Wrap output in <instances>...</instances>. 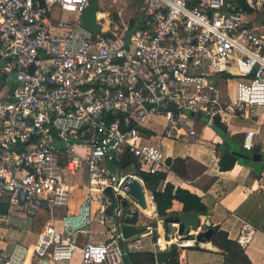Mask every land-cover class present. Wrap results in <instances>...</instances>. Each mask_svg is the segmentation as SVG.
<instances>
[{"label":"built area","instance_id":"1","mask_svg":"<svg viewBox=\"0 0 264 264\" xmlns=\"http://www.w3.org/2000/svg\"><path fill=\"white\" fill-rule=\"evenodd\" d=\"M89 5L0 0V80L13 82L0 95V206L49 214L35 242L0 248V264H123L117 221L136 213L127 206L144 211L124 184L137 179L154 201L140 173L166 162L144 130L163 120L168 138L187 142L197 121L229 125L264 108V0H145L136 29L119 12L107 30L99 20L98 35L82 24ZM233 79L234 98L224 89ZM255 139L247 131L243 148L253 151ZM124 157L135 173L120 170ZM70 185H85L72 212ZM106 219L116 226L94 233ZM10 223L0 213V225ZM203 231L176 243L161 235L156 252L202 245ZM253 233L244 225L238 244Z\"/></svg>","mask_w":264,"mask_h":264},{"label":"crops","instance_id":"2","mask_svg":"<svg viewBox=\"0 0 264 264\" xmlns=\"http://www.w3.org/2000/svg\"><path fill=\"white\" fill-rule=\"evenodd\" d=\"M9 80L11 79L5 80V86L1 91L4 92L7 88L13 87V82ZM238 121L233 120L234 127L227 125L228 132L225 137H220L212 126H206L203 121H197L194 127L198 132V136L191 137L187 142L178 137L168 138L165 125L164 134H159L158 126L161 124L158 123L149 125V128L145 130L149 131V133L147 132L149 136L154 137L152 141L161 145L166 160L161 172L166 175V180L161 184L160 190L163 191L167 184L173 185L175 189L189 190L198 195L208 207V215L200 216L199 223L197 222L196 226L188 227L184 236L206 230L209 227L207 223L210 222L212 228L218 226L221 231L228 234L229 239L237 242L243 226L248 224L254 229L252 240L248 245L240 248L251 264H264V108H256L252 119L249 120L251 123L247 129H243L240 124L234 123ZM247 131L256 132V147H260L259 160L252 158V155L256 152L255 149L247 151L248 153L240 151L241 149L245 150L243 141ZM227 137L231 139L233 147L237 145L240 148H235L237 150L234 151L248 155L249 158L245 159L246 162L238 161L229 171H221L219 168L221 149L218 146L222 145ZM173 139L181 143L177 152H171L170 144L166 143L167 141L171 143ZM124 158L128 159L129 164L124 167L121 165L120 170L135 173L138 168L135 166L133 159L131 157ZM140 177L143 179L141 173ZM84 186L70 185V212L77 209L82 202L85 193ZM147 190L149 197L152 196L151 190L148 188ZM153 206H156L155 202H153ZM152 212L147 215L145 211H142V214L147 218L146 220H150V222L144 224L142 218L138 217L135 224L136 226L151 228H148L145 233L127 240L129 249L132 247V249L135 248L136 251L140 252L134 255L133 264H159L156 259L155 247L157 238L162 235L167 239H173V242L176 243L174 239H178L180 236L179 224L174 222L165 225L164 220L182 214L184 212L182 203L174 201L166 218L159 216V219H156ZM7 214L9 215L8 212ZM155 222L157 223L156 227H154ZM113 224L114 222L110 225H102L96 222L95 227L93 226L92 229L94 233H100L108 230V227L113 229L116 226ZM101 228L103 229L101 230ZM156 232L157 237L155 238L154 233ZM103 236L105 235H95L93 240L99 241ZM214 237L211 241L204 240L202 245H199V249L206 252L207 255L209 254L208 257L210 253H216L217 256L222 254L220 256L221 261H225V254L214 244ZM189 238L193 239L195 237L190 236ZM29 239L31 240V236H29ZM7 243L9 244V242ZM211 245L212 248H209ZM188 249H194V247L181 248L178 246L177 253L173 257L177 258L179 264L207 263L206 260H199L197 252H192L189 256ZM140 259H144V262H141ZM72 262L76 263L78 259Z\"/></svg>","mask_w":264,"mask_h":264},{"label":"trees","instance_id":"3","mask_svg":"<svg viewBox=\"0 0 264 264\" xmlns=\"http://www.w3.org/2000/svg\"><path fill=\"white\" fill-rule=\"evenodd\" d=\"M131 30H134L137 28L136 25H134V22H131ZM215 128L222 137L227 136L228 127L227 125L221 123L218 119L215 121V123L212 126ZM145 133H149V131L144 130ZM231 139H227L224 141L222 145H219L218 147L221 149V155L219 160V168L221 171H229L231 170L235 164L238 161H244L245 159L236 156L233 152L234 150H237L233 147V144L230 141ZM241 152H244L243 149L240 150ZM247 152V151H245ZM248 153V152H247ZM142 177L146 183V186L148 189L151 190L152 196L154 198V202L156 204L157 212L160 217L166 218L168 217V210L172 208L174 201H179L183 205V211L184 212H191L196 214L197 222L199 223V217L200 216H207L208 215V207L202 202V199L190 192L189 190L177 188L175 189L173 185L167 184L165 189L163 191L160 190L161 184L166 180V175L163 173H157V174H148V173H141ZM128 209V206L126 207V210ZM8 206L2 205L0 206V213L7 214ZM38 220L41 222V225L45 224L46 221L49 219V214L45 211H41L36 216ZM37 218L34 219V223L38 222ZM138 221V213H135L133 217H123L120 218L117 222L121 223H127V224H133L135 225ZM157 226V223H154V227ZM35 227V226H34ZM38 227V226H37ZM43 227V226H42ZM214 228V244L219 247L223 254H227V261L231 262L232 264H251L248 260L247 256L244 254L241 246L228 238V234L224 231H221L219 227H213ZM154 237H157V232L154 233ZM124 248L126 249V252L130 256V258L133 261L134 255L129 253V248L127 245L123 244ZM236 250H240L239 253H236ZM239 254L242 255L240 258ZM168 264H179L177 258L173 257Z\"/></svg>","mask_w":264,"mask_h":264},{"label":"rangeland","instance_id":"4","mask_svg":"<svg viewBox=\"0 0 264 264\" xmlns=\"http://www.w3.org/2000/svg\"><path fill=\"white\" fill-rule=\"evenodd\" d=\"M144 3H145V0H100V13L106 14L107 16L102 19L99 18V20L104 24H106L108 20L116 23V20L118 19V16H119V12H121L123 18L127 19V21H131V22L133 21L134 25L137 26L140 23V20L143 15L142 8L144 7ZM240 79L244 80L243 78H240ZM235 83H236V80L234 79L230 80L229 85L226 87V89L224 88L225 92H227L229 96L233 98L235 97V93H236ZM4 86H5V80H1L0 81V95L4 93L3 91H1ZM158 122L161 124L158 126V130L160 132L159 134H164L165 133V129H164L165 121L162 120V122L160 121ZM234 123L240 124L243 129H247L249 127L248 125L251 122L249 120L240 119L238 122H234ZM230 125L234 127L233 120L229 122L228 126ZM213 130L220 137H222V135L215 128ZM166 143L170 144L169 147H170L171 152H177L178 148L181 146V143L176 141L175 139H173L171 143L168 141ZM234 148L240 149L237 145H234ZM130 209H133L134 211H136V213H138V217L142 218V220L144 221V224L150 222V220L149 221L146 220L147 218H145V216L142 213H140V211L134 205L128 206V209L125 210V213H128ZM36 216L37 214L35 216H31L17 209L12 210L11 213L9 214V220L11 222L10 226L3 227V225H0V248L2 249L6 248V252L9 253L11 250L10 246L14 244L15 242H23L27 244L35 242L36 236L42 230L43 228L42 226H44L43 224L41 225V222L38 220ZM35 218H37L38 220L36 225L34 223ZM104 224L110 225L111 221H108L106 219V221H104ZM103 228H101V230ZM108 235L109 234L103 236L102 239L100 240L107 239ZM29 236H31V240L29 239ZM1 237L3 238V240H1ZM7 242H9V244ZM188 250H189V256L191 255L192 252H197L199 260H206L207 261L206 264H232L231 262L227 261L228 260L226 258L227 254L225 255V261H221L222 258L220 256H222V254H219L220 256H217L218 254L216 253H210V256L208 257L209 254L207 255L206 252L201 251L199 249V245L194 247V249H188ZM239 251L240 250H236V253L238 254ZM129 253L135 255L140 252L136 251L135 248L132 249L131 247V249H129ZM241 256L242 255L239 254L240 258H242ZM140 260L141 262H144V259L143 260L140 259ZM63 264H72V263L66 261V262H63Z\"/></svg>","mask_w":264,"mask_h":264},{"label":"water","instance_id":"5","mask_svg":"<svg viewBox=\"0 0 264 264\" xmlns=\"http://www.w3.org/2000/svg\"><path fill=\"white\" fill-rule=\"evenodd\" d=\"M99 6H100V0H90V5L82 15L83 26L86 29H88L90 32H92L94 35H98L102 29V25L100 24L98 18ZM255 151L256 152L252 155V158L255 160H259L260 147H256ZM233 153L236 156L244 159L249 158L248 155H245L238 151H234ZM128 164L129 161L127 158H124L121 162V165L123 167L127 166ZM124 189L126 194L130 197V199L134 203H136L142 210H146L150 207L149 202L147 200L146 192L144 188L141 186V183L137 179L132 178L130 179V181H127L124 184ZM107 192H110V189H108ZM152 202L154 201L152 200ZM124 204L126 205V202H124ZM154 208L156 209V206H154ZM174 222L179 224V235L184 236L188 227L197 225L196 214L191 212H183L178 217H169L164 220L165 225ZM207 224L209 227L197 236V240L199 242H203L204 240L211 241L214 236V229L211 227V223L209 222ZM146 231H147L146 226H136L127 223H124L120 226V232L124 240L126 241L134 237H137L145 233ZM177 248L178 247L176 244H172L169 250L157 252L156 253L157 262L159 264H167L172 259V257L177 253ZM122 260H123V264H133L128 253L123 254Z\"/></svg>","mask_w":264,"mask_h":264},{"label":"bare ground","instance_id":"6","mask_svg":"<svg viewBox=\"0 0 264 264\" xmlns=\"http://www.w3.org/2000/svg\"><path fill=\"white\" fill-rule=\"evenodd\" d=\"M106 16H107L106 14H102V13L98 14V18H100V19L105 18ZM107 23L104 25L105 30L108 29V24ZM148 202H149L150 207L148 209L144 210V211H145V213L147 215H150L151 212H152V208H154V206H153V202H152L151 199H148ZM209 248H212V245Z\"/></svg>","mask_w":264,"mask_h":264},{"label":"clouds","instance_id":"7","mask_svg":"<svg viewBox=\"0 0 264 264\" xmlns=\"http://www.w3.org/2000/svg\"><path fill=\"white\" fill-rule=\"evenodd\" d=\"M256 148V147H255ZM157 209V208H156ZM197 239V238H196ZM199 242V241H198ZM200 244H202V242H199ZM197 245H199V244H197ZM178 247V246H177Z\"/></svg>","mask_w":264,"mask_h":264},{"label":"flooded vegetation","instance_id":"8","mask_svg":"<svg viewBox=\"0 0 264 264\" xmlns=\"http://www.w3.org/2000/svg\"><path fill=\"white\" fill-rule=\"evenodd\" d=\"M183 237V236H182Z\"/></svg>","mask_w":264,"mask_h":264}]
</instances>
